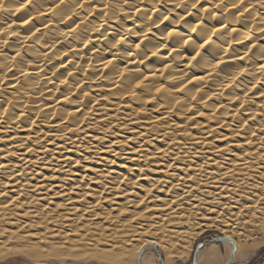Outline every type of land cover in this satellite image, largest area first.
I'll return each mask as SVG.
<instances>
[{
    "label": "bare ground",
    "instance_id": "bare-ground-1",
    "mask_svg": "<svg viewBox=\"0 0 264 264\" xmlns=\"http://www.w3.org/2000/svg\"><path fill=\"white\" fill-rule=\"evenodd\" d=\"M22 2L4 0L0 8V29L6 30L0 36V191L8 192L9 200L23 192L19 203L24 207L0 208V232L7 226L9 239L42 224L49 227L41 229L60 236L95 229L107 235V243L138 241L136 249L148 243L169 254L154 230L167 225L176 230L175 224L203 204L228 205L233 223L241 209L249 216L264 214V39H257L264 26V0H244L243 5L240 0H80L83 8L76 7L78 0H65L60 8H55L59 0H34L17 13ZM25 19L30 22L21 27ZM138 81H143L139 88ZM190 122L200 133L195 146L172 134L186 131ZM91 128H99L100 135ZM216 138L223 142L209 143ZM88 146L111 157L133 154L124 159L130 163L126 166L113 168V159L102 157L93 171L78 174L72 167L91 157L85 155ZM209 148L214 154L193 165L176 161ZM218 149L225 150L223 155ZM154 154L172 158L148 178L135 162ZM36 185L44 190L32 192ZM145 198L147 203L137 208ZM0 202L7 201L0 197ZM126 208L127 220L144 213L134 226L125 227L127 220L119 215ZM21 211L28 216H17ZM5 241H0V256L9 249ZM104 254L94 255L112 262L118 253ZM197 254V264H215L220 257L216 246ZM140 260L153 264L147 253Z\"/></svg>",
    "mask_w": 264,
    "mask_h": 264
},
{
    "label": "rangeland",
    "instance_id": "rangeland-1",
    "mask_svg": "<svg viewBox=\"0 0 264 264\" xmlns=\"http://www.w3.org/2000/svg\"><path fill=\"white\" fill-rule=\"evenodd\" d=\"M191 122L185 128L186 131L172 133L176 140L185 142L184 145L186 146H195L193 143L194 139L200 134L196 127L189 126ZM144 125L148 124L145 123ZM156 128L157 127L154 129L150 128V131L155 132ZM90 131L91 133L94 132V134L96 133L97 135H100L98 133L100 131L99 128H91ZM217 131L220 133H228L229 129L218 128ZM116 134L123 136V134L126 133L117 131ZM84 140L87 143L88 141L91 143V141L86 138ZM221 142H223V140L220 138L209 140V143L213 145L220 144ZM228 147L231 148L233 146L230 144ZM94 149L95 148L88 146L85 155L88 156L89 154H92L91 157L89 156L87 160H80L79 165L72 167V171L78 174L82 172L90 173L89 170L93 171V168L98 166L99 159L102 157H106L107 159L112 158L115 163L111 161V163H113L111 166L113 168H119V166H126L130 164L129 160L124 159L128 155L133 154H113L114 157H111L109 156L111 153H108L107 155ZM212 150V148H209L206 152L198 151L197 153L193 155H187L180 160L176 159V161L178 163H188L189 165H193L194 162L203 158V155L214 154L215 151ZM169 158H172L171 154H166L165 156L154 154L150 155L146 159L140 156L138 159L139 161L135 163L140 166L141 171L145 172L148 178H151L155 174L160 164H165ZM202 164L204 166H211L208 162H203ZM163 174L165 175L167 172L163 171ZM142 183H145V181H142ZM133 190L138 191V189L135 187ZM153 190L155 192V187ZM241 200H246V197L244 198L243 196ZM262 205L263 204L260 203V206ZM202 206L198 207L199 209L195 210V212L189 214L188 219L183 223L175 224L174 228L177 231L171 229V225L154 230L156 232L154 235L155 239L160 240L161 243L169 251H171L169 254H167L166 250L156 247L165 264H191L192 253L197 243L213 236H221L223 233H226L236 241L235 256L231 264H261L264 259V214L262 215L258 212H255L252 216H249L248 212L244 209L247 212V216H243V219H241L240 217H242V212H240V216L238 215L233 223L231 221L233 218V212L228 209V207H210L206 204H203ZM183 207L186 208L187 206L183 205ZM201 207L207 209L201 210ZM212 208H215L216 211H213ZM196 211L199 212V215ZM48 227L49 225L42 224L40 225V228L34 227L33 230L29 231L34 232V235L37 236L38 239L35 236L29 237L25 231L17 232L16 236L13 235L6 241L2 238L0 241L4 240L5 244L8 246L7 248H9L10 251L9 249L2 251V255L0 256V264H33L36 262H47L51 264H135V261L138 259V252L136 249L138 241L124 242V244L121 246H119V242L116 248H122V250L120 251L118 249L117 251L112 250L110 247H101L102 245H112L107 243V235H105V233L102 235V231L98 232V230L90 229L88 230L87 235L82 234L60 236L51 233L50 230L47 231L41 229H47ZM36 231H38L37 234ZM81 232L82 231L79 233ZM24 234L27 236H23ZM89 237H91V239H89ZM61 244H63V247L59 246ZM143 246V254L147 253V255H152L153 264H161L158 256L155 253V247L148 243ZM208 246H216L218 252L220 253V257L216 260L215 264H224L227 261L229 258V253L232 249L230 243L225 241L206 242L202 249ZM30 249L39 250L40 253L34 256L30 255ZM202 249H200L199 252ZM102 250H104L105 254L110 257H112L115 252L118 254H115V256L112 257L114 261L112 260L111 262L109 258H106V256L103 257L94 255L95 251ZM111 251L113 252L112 255ZM116 255H118V257Z\"/></svg>",
    "mask_w": 264,
    "mask_h": 264
},
{
    "label": "snow or ice",
    "instance_id": "snow-or-ice-1",
    "mask_svg": "<svg viewBox=\"0 0 264 264\" xmlns=\"http://www.w3.org/2000/svg\"><path fill=\"white\" fill-rule=\"evenodd\" d=\"M124 2H125V4H127V3H128V0H124ZM33 3H34V0H26V2H22L20 5H18V6L15 8V11H16L17 13H19V12H21L24 8H26V7H30ZM64 3H65V0H59V3L55 5V8H60L61 5H64ZM196 3H199V0H196ZM240 4L243 5V4H244V0H240ZM84 6H85V5H83V4L80 3V0H78V2H76V7L83 8ZM262 6H264V3H262ZM4 7H5L4 0H0V8H4ZM193 7L195 8V7H196V4H193ZM216 7L218 8V7H220V5L218 4V5H216ZM233 7H237V5L234 4ZM245 10H247V8H245ZM40 15H41V16H45L46 14L43 13V12H41ZM69 19L71 20L72 17H69ZM149 19H151V17H149ZM164 19L166 20V19H168V17H164ZM29 22H30L29 19H25V20L22 22V24H21L20 26L22 27L23 25H26V24H28ZM12 27H13L12 24H9V25H8V28H12ZM45 27H47V25H45ZM77 27H79V25H77ZM198 27H199V26L192 28L191 31H193V32L197 31V30H198ZM4 31H6V30H5V29H0V36L3 35ZM36 31L38 32V31H40V29L37 28ZM72 31H75V29H72ZM97 31H99V29H97ZM233 31H235V30H233ZM261 33H262V35H261L260 37L257 38L258 40L264 39V26L261 27ZM33 35H35V32H33ZM168 35H169V36H172V35H173V31H169V32H168ZM189 39H190V38H189ZM188 42H189L188 39H185V40H184V43H185V44H187ZM205 43H207V41H205ZM4 44L7 45V44H8V41H7V40H4ZM203 46H204V45L202 44L201 47H203ZM85 47H87V45H85ZM137 47H140V45L137 44ZM252 47L255 48L256 45L253 44ZM19 55H20V53L17 52V53H16V56H19ZM153 55H155V53H153ZM13 59H15V57H14ZM193 59H195V57H193ZM240 59L243 60L244 57H240ZM261 60H264V55L261 56ZM109 63H110V62H109ZM0 67H3V65H0ZM260 67H261L262 69H264V64H261ZM21 75H26V73H21ZM68 75H69V76H72L73 74H72L71 72H69ZM120 75L123 76L124 73L121 72ZM145 79H147V78H145ZM142 83H143V81H138L137 84H136V87L139 88V87L141 86ZM13 87H15V85H13ZM156 91H157V92H160L161 89L157 88ZM257 91H259V89H257ZM84 95H85V96H88L89 93H88V92H84ZM245 95H247V93H245ZM260 96L264 97V92H260ZM195 99H196V97H193V100H195ZM237 99H239V97H237ZM0 107H2V106H0ZM240 107L243 108V107H244L243 104H242ZM4 111H5V113H6V112H7V109H5ZM76 111H79V109H77ZM157 111H159V110H157ZM189 111H191V109H189ZM21 115H22V114H21ZM69 115H72V113H70ZM199 115L203 116L204 113H203V112H200ZM5 119H6V117H5ZM193 119H194V118H193ZM251 119L254 121V120H255V117H252ZM22 122H23V121H21V123H22ZM35 123H36V121H33V124H35ZM244 125H245V127L248 126V121H247V120H244ZM221 127H223V126H221ZM241 134H242L241 132H237V133H236L237 136H239V135H241ZM251 135H252L253 137H256V136L258 135V133H257V132H252ZM260 135H261V136H264V130L261 131ZM29 139H31V138H29ZM196 143L199 144L200 142L197 141ZM248 143L251 144V143H254V141H249ZM218 150H219L220 153L223 155V153H224L225 150H224V149H218ZM28 151L31 152L32 149L29 148ZM262 152H264V147H262ZM209 159H211V158H209ZM76 163H77V165H79V161H77ZM113 163H115V161H113ZM2 167H4V165L0 164V168H2ZM167 167L171 169V168H173V165H172V164H168ZM222 167H223V166H222ZM230 173H231V169L229 170V172L225 173V176H228ZM189 179H191V177H189ZM121 183H124V181L122 180ZM182 184H183V178L181 179V184L176 185V187L179 188V187H181ZM225 185H227V180H225ZM137 186H138V185H137ZM5 187H7V185H6ZM78 187H80V185H75V188H78ZM42 190H44L42 185H36L35 188H32V192L42 191ZM163 190H164V189H162V191H163ZM48 191L51 192V189L49 188ZM58 194H59V195H65V193H58ZM88 195H91V193H89ZM8 196H9V193H8V192H6V191H0V197H4V200L7 201V202H0V208L8 209L9 207H12V206H14V205L19 204V207H20L21 209H23L24 205H23L22 203H19L20 200H21V198L24 196V193H23V192H21L20 196L16 197V199H14V200H9V199H8ZM180 199H181V201H182V200H183V197H180ZM189 199H191V197H189ZM261 200L264 201V196L261 197ZM217 202H219V200H218ZM36 203L39 204V203H40V200H37ZM53 203H54V201H47V204H53ZM146 203H147V198H145V200H140L139 203L136 205V207L139 208L140 205H145ZM174 203H175V202H173V204H174ZM99 204H100V202L98 201V202H97V206H99ZM171 206H172V205H170L169 207H171ZM262 206H264V205H262ZM57 207H59V205H57ZM225 207H228V205H225ZM150 211H151V210H149V212H150ZM213 211H216V209H213ZM77 212L79 213V209L77 210ZM89 212H92V207H91V206L89 207ZM126 212H127V208L125 209L124 212H121L119 215H120L121 217H124V218L127 220V217H126V215H125ZM241 212H242V217H241V219H243V216H247V212H246L244 209H241ZM96 214L99 215V207H97V213H96ZM16 215H17V216H20V215L28 216V212H26V211H21V212H17ZM143 215H144V213H143V211H141L140 216H134V217H132L131 220H127V224L125 225V227H128L129 225H133V221L139 222L140 219H141V216H143ZM64 219H68V217H64ZM81 219H84V217H81ZM133 226H134V225H133ZM17 227L19 228V225H17ZM24 231H25V232H28L27 227L24 228ZM63 231H64L65 233H67V229H63ZM117 231L119 232V231H121V229H117ZM7 233H8V228H7V226H5L4 231H3V232H0V238H3L4 240H7V239H8V235H7ZM81 234H83V233H82V232H81V233H77L76 235H81ZM13 235H14V234H13ZM57 235H58V234H57ZM28 236H29V237L34 236V233H33V232H28ZM89 239H91V237H89ZM118 243H119L118 240H113L111 246H116ZM59 246H60V247H63V244H61V245H59ZM4 247H7V246L5 245ZM101 247H102V248H109L110 246H109V245H102ZM143 248H144V246L141 245L140 248L137 249V252L140 253V256H141V257L143 256V251H142ZM9 251H10V249H9ZM135 264H142V261H141L140 259H137V260L135 261Z\"/></svg>",
    "mask_w": 264,
    "mask_h": 264
},
{
    "label": "water",
    "instance_id": "water-1",
    "mask_svg": "<svg viewBox=\"0 0 264 264\" xmlns=\"http://www.w3.org/2000/svg\"><path fill=\"white\" fill-rule=\"evenodd\" d=\"M222 241L228 242L232 246V249L230 251L229 258L224 263V264H231V262H232V260H233V258L235 256L236 244H235L234 240H232L229 237L223 236V235H221V236H213V237H210L209 239H205V240L200 241L199 243H197V245L195 246V248L193 250V253H192L191 264H197V259H196L197 253L204 246V244L206 242H222ZM153 246L155 247V253L158 256V258L160 260V263L161 264H164V260H163L162 256L160 255L158 249L156 248L155 245H153ZM143 249H142V251H143ZM138 259H141L140 253H138ZM33 264H51V263H47V262H36V263H33ZM261 264H264V259L261 262Z\"/></svg>",
    "mask_w": 264,
    "mask_h": 264
}]
</instances>
